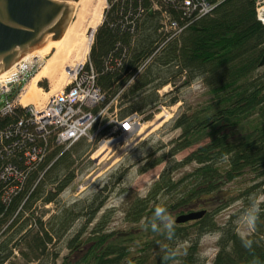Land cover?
<instances>
[{"label":"trees","instance_id":"trees-1","mask_svg":"<svg viewBox=\"0 0 264 264\" xmlns=\"http://www.w3.org/2000/svg\"><path fill=\"white\" fill-rule=\"evenodd\" d=\"M203 4L212 8L200 15ZM263 58L255 0H106L84 66L105 97L102 106L114 99L120 119L149 112L141 119L149 122L162 100L169 98L160 108L181 102L170 127L179 133L149 146L135 163L139 175L162 169L144 196L122 191L128 194L118 211L126 227L114 229L117 209L106 207L114 185L69 204L57 200L90 150L86 138L65 147L35 134L22 110L0 118V264H205L199 240L215 232L211 264H264V200L256 204L253 192L264 187ZM180 79L179 88L159 97ZM194 83L205 100L187 104L175 95ZM246 175L258 182L212 212L205 208ZM251 194L242 212L252 234L239 236L231 221L216 225L219 212ZM49 204L54 213H36ZM195 209L206 211L201 219L175 223Z\"/></svg>","mask_w":264,"mask_h":264},{"label":"rangeland","instance_id":"rangeland-1","mask_svg":"<svg viewBox=\"0 0 264 264\" xmlns=\"http://www.w3.org/2000/svg\"><path fill=\"white\" fill-rule=\"evenodd\" d=\"M104 9L106 7V0H104ZM104 11V10H103ZM103 15V13H102ZM84 36H89L88 32L84 33ZM79 42L76 41V45ZM76 47L69 49V54L65 60L64 68L68 67L75 63V60L78 58L76 56ZM89 52V51H88ZM50 54V53H49ZM47 57H44L41 63V68L45 65ZM40 68V69H41ZM39 69V70H40ZM60 72L55 71L54 75L48 79L49 82L44 81L42 85L37 86L47 92V85H50L51 89H55L58 86ZM183 79L175 82V86L171 84L169 87H166L163 90H160L158 93L160 98L163 97L168 92H174V90L181 85ZM176 87V88H175ZM42 93L38 100L42 99ZM179 97L187 104H194L195 102L205 100V94L202 89V86L199 83H194L190 87L180 88L178 93ZM163 99V98H162ZM169 98H166L161 101V104L158 106V112L154 115L153 119L149 122L140 121V130L138 129L132 135L126 136L124 138L112 137V140L103 139L106 144L104 146L107 148L103 150L102 138L105 133L104 130L109 126H105L102 133L97 135L96 138L92 137L91 133L89 137L86 138L87 142L90 144V150L86 157L79 160L75 164V178L73 182L58 196L57 200L60 204H69L77 199H84L90 197L95 192H97L105 184L110 186L114 185V192L106 203V207H114L117 209L113 217V221L109 228L114 229H123L126 227V224L122 222V215L118 211L125 200L127 193H123V190L133 191L140 196H144L151 185V183L157 178L159 172L162 169V166L155 167L154 169L144 173L137 174V166L135 163L139 162L146 152L148 151L149 146L155 145L157 143L167 144L169 141L174 139L178 135V131H172L170 129L172 119L175 115H178L181 112L182 103L177 104L172 107H164L161 109L160 106H165V103ZM117 105V103H116ZM114 105L113 111L118 113V108ZM149 112H143L140 114L141 119ZM160 118V119H157ZM156 120H159V124L155 128H151ZM107 123L106 118H99L97 126L100 128ZM190 151H185L179 154L176 159L181 160ZM193 166H188L185 168V171H189ZM119 182V184H117ZM257 180H254L251 175H246L236 181L226 185L222 193L215 197L217 200H213L206 203L205 208L208 211H213L218 205L216 203H226L234 197H238L241 191L247 187L253 186L257 183ZM253 192L259 193L256 200V204L264 200V187L259 190L256 189ZM254 194V193H253ZM253 194L248 198L249 200H244V197L240 200H236L230 204L228 208L222 210L215 216L216 225H223L224 223L231 221L233 225L236 226V232L241 237H247L252 234V222L247 213L242 212L244 207L251 205ZM254 207V204H253ZM56 209L55 204H49L47 206L36 207V213L46 212V216L54 213ZM196 210V209H195ZM174 217L172 218V220ZM219 238V233H211L204 235L199 240V254L202 259H205V264H211L217 248L216 243ZM63 255V254H62ZM172 264H177L173 262Z\"/></svg>","mask_w":264,"mask_h":264},{"label":"built area","instance_id":"built-area-1","mask_svg":"<svg viewBox=\"0 0 264 264\" xmlns=\"http://www.w3.org/2000/svg\"><path fill=\"white\" fill-rule=\"evenodd\" d=\"M185 4L189 5L188 2ZM211 8L210 5L203 4L200 15L208 13ZM255 13L257 20L264 25V0H255ZM170 24L173 29L176 28L174 22ZM91 43L92 37L88 47ZM87 58L88 53L77 66L66 69L67 81L59 89H51L47 85V92L44 93V88H39L41 95H47L39 103H23L22 98L27 94V86L41 68L43 59H21L0 78V118L11 115L17 109L22 110L27 114L26 123L33 128L35 134L54 136L56 143L65 147L81 138H88L91 133L96 138L105 126L109 127L104 130L106 133L101 141L103 145L106 144L103 139L112 140V137L124 138L132 135L140 128L141 117L132 113L120 119L115 111L110 113V107L116 105L114 99L102 106L105 97L95 87L92 71H84ZM44 81L49 82L48 78H44L36 85H42ZM99 118H106L107 123L92 132ZM28 136L31 142V134Z\"/></svg>","mask_w":264,"mask_h":264},{"label":"water","instance_id":"water-1","mask_svg":"<svg viewBox=\"0 0 264 264\" xmlns=\"http://www.w3.org/2000/svg\"><path fill=\"white\" fill-rule=\"evenodd\" d=\"M78 0H0V75L46 43L49 53L58 44L72 20ZM264 63L262 59L259 66ZM205 210L178 215L176 224L199 220Z\"/></svg>","mask_w":264,"mask_h":264},{"label":"bare ground","instance_id":"bare-ground-1","mask_svg":"<svg viewBox=\"0 0 264 264\" xmlns=\"http://www.w3.org/2000/svg\"><path fill=\"white\" fill-rule=\"evenodd\" d=\"M104 4V0H78L73 9L72 20L53 51L49 54L52 42H48L41 49L35 50L24 57V59L30 60L32 57L44 59V57L48 56V59H46L45 65L35 74L27 86V94L22 98L23 103H39V101L45 100L46 94L42 95L41 100H38L41 97V91L38 90L36 83H39L44 78H51L55 71L60 72L57 89L66 83L68 78L66 69L74 68L81 63L89 51L88 44L95 29L101 23ZM85 32H88L89 36L85 37ZM76 41L79 42L77 45ZM72 47L77 48L76 56L78 58L74 64L64 68L69 49ZM6 73H2L0 78L5 76ZM159 123V120H156L151 128H155ZM105 149L107 148L103 145V150Z\"/></svg>","mask_w":264,"mask_h":264},{"label":"snow or ice","instance_id":"snow-or-ice-1","mask_svg":"<svg viewBox=\"0 0 264 264\" xmlns=\"http://www.w3.org/2000/svg\"><path fill=\"white\" fill-rule=\"evenodd\" d=\"M125 127H127V125Z\"/></svg>","mask_w":264,"mask_h":264}]
</instances>
